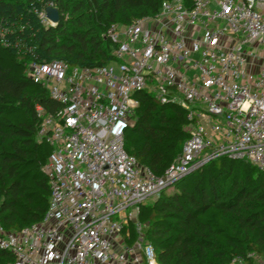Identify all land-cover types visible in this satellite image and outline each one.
Wrapping results in <instances>:
<instances>
[{"label":"built area","instance_id":"2783aa9c","mask_svg":"<svg viewBox=\"0 0 264 264\" xmlns=\"http://www.w3.org/2000/svg\"><path fill=\"white\" fill-rule=\"evenodd\" d=\"M160 9L107 30L115 62L28 66L60 108L37 106L38 140L52 147L43 167L51 197L39 223L0 227L11 264H158L138 218L142 203L220 157L264 172V0H165ZM137 91L188 111L189 137L163 176L126 150ZM248 257L232 264H264Z\"/></svg>","mask_w":264,"mask_h":264},{"label":"trees","instance_id":"16d2710c","mask_svg":"<svg viewBox=\"0 0 264 264\" xmlns=\"http://www.w3.org/2000/svg\"><path fill=\"white\" fill-rule=\"evenodd\" d=\"M165 0H0V227L22 231L39 223L50 202L43 171L52 147L38 140L37 106L60 108L27 74L34 61L61 60L97 67L115 62L105 37L114 24L155 16ZM50 4L61 20L45 24ZM134 122L125 131L126 150L158 176L182 153L189 137L188 111L137 91ZM139 220L158 264H232L249 253L264 259V172L248 160L220 157L174 182L140 205ZM14 256L0 249V264Z\"/></svg>","mask_w":264,"mask_h":264},{"label":"water","instance_id":"95a60500","mask_svg":"<svg viewBox=\"0 0 264 264\" xmlns=\"http://www.w3.org/2000/svg\"><path fill=\"white\" fill-rule=\"evenodd\" d=\"M45 13H47V19L52 22V24L56 25L61 20V14L56 7L49 6L45 9Z\"/></svg>","mask_w":264,"mask_h":264},{"label":"rangeland","instance_id":"374dc122","mask_svg":"<svg viewBox=\"0 0 264 264\" xmlns=\"http://www.w3.org/2000/svg\"><path fill=\"white\" fill-rule=\"evenodd\" d=\"M44 11L40 12L41 14L43 13ZM45 24H49V22H45ZM153 199H150V200H147L146 202H152Z\"/></svg>","mask_w":264,"mask_h":264}]
</instances>
